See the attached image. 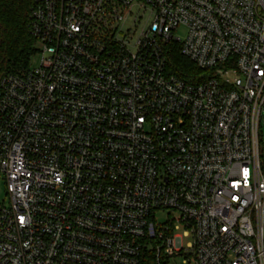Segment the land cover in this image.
Wrapping results in <instances>:
<instances>
[{
    "label": "built area",
    "instance_id": "obj_1",
    "mask_svg": "<svg viewBox=\"0 0 264 264\" xmlns=\"http://www.w3.org/2000/svg\"><path fill=\"white\" fill-rule=\"evenodd\" d=\"M26 26L0 264H264V0H34ZM172 45L212 75L178 78Z\"/></svg>",
    "mask_w": 264,
    "mask_h": 264
},
{
    "label": "trees",
    "instance_id": "obj_2",
    "mask_svg": "<svg viewBox=\"0 0 264 264\" xmlns=\"http://www.w3.org/2000/svg\"><path fill=\"white\" fill-rule=\"evenodd\" d=\"M33 3L34 0H0V81L7 73L29 68L36 53V41L26 26ZM169 65L174 75L188 83H199L212 75V71L197 67L174 45L169 51Z\"/></svg>",
    "mask_w": 264,
    "mask_h": 264
},
{
    "label": "rangeland",
    "instance_id": "obj_3",
    "mask_svg": "<svg viewBox=\"0 0 264 264\" xmlns=\"http://www.w3.org/2000/svg\"><path fill=\"white\" fill-rule=\"evenodd\" d=\"M177 36H179L180 38L184 39L186 36V29L184 27H180L178 28V30L176 31ZM39 59V54H35L34 56H32L31 61H30V66H35L38 62ZM260 137H261V144H262V149H263V157H264V123L261 126L260 129ZM264 161V159H263ZM263 171H264V165H263ZM3 202H8V198H7V190L5 188V185L3 183V181L0 182V203ZM157 222L158 223H166L168 218L170 217H178L177 213H169L168 210H164V211H158L157 214L155 215ZM183 229L180 230V232H182ZM188 239H185V242ZM185 257L180 254L178 256H173L170 257L169 260L167 261V264H194L192 261L189 262H185Z\"/></svg>",
    "mask_w": 264,
    "mask_h": 264
}]
</instances>
